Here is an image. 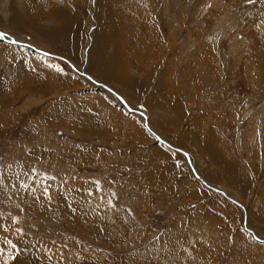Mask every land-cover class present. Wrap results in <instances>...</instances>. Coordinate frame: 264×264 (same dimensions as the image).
<instances>
[{
  "label": "rangeland",
  "instance_id": "rangeland-1",
  "mask_svg": "<svg viewBox=\"0 0 264 264\" xmlns=\"http://www.w3.org/2000/svg\"><path fill=\"white\" fill-rule=\"evenodd\" d=\"M54 1L44 0L46 8ZM67 1L69 43L63 51L36 44L39 32L9 31L0 9V33L76 69L0 42V264H264V242L245 231L244 212L195 180L183 157L159 143L138 115L77 73L130 107H144L146 94L128 89V77L126 84L110 86L95 76L93 51L104 47L127 74L143 78L148 95L161 87L168 103L178 102L180 119L173 128L160 124L165 137L150 127L188 152L204 181L240 203L247 227L264 239V3ZM53 9L38 10L43 26L54 28L47 21ZM128 91L136 102H128ZM100 108L133 118L147 138L138 148L156 150L149 160L163 167L168 188L185 180L196 185V197L173 200L178 195L169 193L157 201V186L128 183L140 174L107 163L109 157L115 166H128V147L84 135L95 126L109 127L95 122ZM187 128H195L200 143L209 138L211 171L221 165L222 176L205 179L197 166L199 149L171 144Z\"/></svg>",
  "mask_w": 264,
  "mask_h": 264
},
{
  "label": "crops",
  "instance_id": "crops-1",
  "mask_svg": "<svg viewBox=\"0 0 264 264\" xmlns=\"http://www.w3.org/2000/svg\"><path fill=\"white\" fill-rule=\"evenodd\" d=\"M51 7L54 8L53 13H50L49 15L52 18V20L49 18V16H47V21L50 22L49 25L53 24L54 28L43 26V24L46 23V20H44L45 16L41 14L42 12L39 13L40 10L41 11H45L47 9L49 10ZM45 8L46 5L44 3V0H40V1L39 0H0V9H3L4 12L3 21L7 23L6 26L8 27L9 31L11 30L16 35H21L20 33L22 32H28L33 34L39 32L40 35H36V38L33 39V41L36 42V44L39 43L43 46L50 47L52 49L53 48L59 49L63 51L64 48L68 47V43H69V33H68L69 3L67 0L66 1L57 0L52 2V5L50 4L46 9ZM36 11L38 13H36ZM6 14L9 16V21H6L4 19V16ZM41 34H43V37ZM76 39L78 40V42H81L82 37L77 35ZM93 52L94 54L92 56V62H94V64L97 65L96 66L97 72H95L96 73L95 76H98L99 78H101V80L107 82L109 85L111 84V81H113V85H119V86L121 83L126 84L127 81L128 80L130 81L131 79V81L126 84L129 87L128 89H132L133 91L136 90L137 94H141V95L146 94L144 107L140 106L138 108L141 109L143 108L146 110L148 114L147 121L149 122L150 126L154 130L159 132L162 136L165 137V135L167 134H164V129L162 131L161 125H164V127L166 125H169L170 128H173L174 126L173 122L180 119L179 107H177L178 102H173V104L168 103L169 101L168 99H166V97L167 98L169 97L164 95V91L162 90L161 87L154 88L151 96L148 95L146 84L142 82L143 78L141 76H138V74H136L137 75L136 76L132 74L130 75L128 73L129 74L128 75L126 70L124 69V63L122 65H119L115 63L116 61L114 59L113 60L111 59L114 58L115 56L113 55L114 53L110 52V50H106V49L104 50V47H102V49H96V50L94 49ZM98 53H100L101 55H99ZM122 59L123 58L121 56V60ZM111 64H113V66ZM125 93L126 95H128L129 103L136 102L135 95H133L134 93L132 95L130 91H128V93L127 92ZM100 109L98 110L99 113L94 115V118H96L95 122L99 120V123L104 122L109 127L108 128L103 127L105 129H102V126L99 125L98 128L100 131H98L97 129H95L96 127L95 126L92 128L94 129V131H91L89 133H84V135L88 139L90 137H94L95 139H99L100 142H108V144H111L113 146L123 144L126 147H128V156L127 155L125 156L126 158L128 157L127 158L128 166L125 161L124 162L126 166H115L113 165L112 159L109 161V157L107 161V163H110L114 168L117 169L128 168L134 170L136 175L140 174L137 177H132L133 179L131 181H128V183L131 184L132 182L135 186L141 184L157 186L155 189V192L157 194V201L159 200L164 201L169 199L170 198V196H168L169 193L178 195L176 197L175 196L172 197L173 200L175 198H179V199L181 198L183 200L190 201L191 199L196 197L195 192L198 191L196 185L193 183L185 182V180L183 182L181 181L177 189L168 188V186L171 185L170 184L171 179L162 176L164 174L163 167L161 165L160 167L159 165L157 167V165L155 166L151 164L153 161L149 160V158L150 157L152 158L154 154L156 155V150L154 148H149L148 150H143V148L141 150L140 148H138V145L141 142H144L145 139L147 138H145L142 130L140 129V126L133 118L128 117L126 114H121V112H119L114 108H112L114 110H110L109 113L102 111V109L101 110ZM93 123L94 122L90 123L89 126H91V124L92 126H94ZM89 126L86 128L87 130H91ZM178 133L181 135H178L175 138V141L171 140L172 142L171 144L174 145L178 144L182 146L181 148L183 147L190 148L195 151L199 149L198 150L199 154L196 160H197V166L199 167L198 170L201 173V176H203L207 180L213 181L214 178L221 175V173L223 175V171H221L222 169L221 165L217 164V167L215 168L216 172L211 171L210 163L211 161H213V154L211 149L206 147L207 143L210 142L209 138L208 139L205 138L203 142L200 143L198 139L196 140L195 128H187L182 132L179 130ZM198 145L201 147L199 148ZM100 152H101L100 154L102 155V153H105L106 151H100ZM125 157H123V159ZM155 167L157 168L158 174L160 175V176L157 175L156 178L153 177L154 171L156 170ZM142 174L145 175L146 178ZM151 192L154 193V191ZM179 195H183V197ZM159 204L160 203H158L157 205L159 206ZM233 239L234 240L232 241V243L238 242L237 238L236 239L233 238ZM239 239L241 238H238V240ZM251 245L254 246L253 244ZM262 250L264 251V249Z\"/></svg>",
  "mask_w": 264,
  "mask_h": 264
},
{
  "label": "bare ground",
  "instance_id": "bare-ground-1",
  "mask_svg": "<svg viewBox=\"0 0 264 264\" xmlns=\"http://www.w3.org/2000/svg\"><path fill=\"white\" fill-rule=\"evenodd\" d=\"M8 38V39H10V37H8V36H5L4 35V38ZM15 39H13V41H14ZM18 40V39H17ZM17 40H15V41H17ZM21 41V40H20ZM1 42V41H0ZM16 43H21V44H26V45H28L27 43H23V42H16ZM12 44V43H11ZM15 44V43H14ZM91 44V43H90ZM29 47H31L30 45H28V47L27 48H29ZM51 55V54H50ZM51 56H53V57H51V58H55V59H61V60H63V61H65L64 59H62V58H60V57H58V56H54V55H51ZM66 62V61H65ZM70 66H72L71 64H70ZM74 70H76L75 68H74ZM77 73L79 74V75H81V76H83V77H85L87 80H89L90 82H92V83H94V84H96L97 86H99V87H102V85L103 84H100L99 82H97L96 80H94L93 78H91L90 76H88V75H86L85 73H82V72H80V71H77ZM87 76H88V78H87ZM104 87H106L105 85H103ZM107 88V87H106ZM107 89H109V88H107ZM108 92H110L114 97H116L112 92H114L113 90H111V89H109V90H107ZM112 91V92H111ZM115 93V92H114ZM116 94V93H115ZM118 97H120L118 94H116ZM121 98V97H120ZM122 99V98H121ZM118 100V99H117ZM119 101V100H118ZM122 101H124L123 99H122ZM125 102V101H124ZM126 103V102H125ZM118 104L120 105L121 104V102L119 101L118 102ZM121 107H123V105L121 104L120 105ZM124 108V107H123ZM128 108H130L132 111H128V113L129 114H136L134 111H141V113L142 114H144L146 117H147V119H148V114H147V112L146 111H144V110H141V109H134V108H132V107H130L129 105H128ZM125 109V108H124ZM137 115V114H136ZM148 123V122H147ZM148 125V127L152 130V128L150 127V125H149V123L147 124ZM154 132V131H153ZM155 133V132H154ZM156 134V133H155ZM160 137V136H159ZM161 138V137H160ZM162 139V138H161ZM162 141H164L163 139H162ZM167 143V142H166ZM175 148V149H174ZM169 149H171V150H174V151H176L177 152V150H182V149H179V148H176V147H173V146H171L170 145V147H169ZM184 151V150H183ZM188 153V152H187ZM189 154V153H188ZM190 155V154H189ZM192 161V159H191V156H190V162ZM193 165V164H192ZM195 169V168H194ZM196 172V171H195ZM191 174V173H190ZM197 174V173H196ZM198 175V174H197ZM191 176H192V174H191ZM199 176V175H198ZM193 177V176H192ZM200 177V176H199ZM201 178V177H200ZM203 180V179H202ZM204 181V180H203ZM206 182V181H205ZM207 183V182H206ZM208 184V183H207ZM209 187L211 188V187H213V188H217V189H219L218 187H215V186H212V185H210L209 184ZM211 190V189H210ZM225 193V192H224ZM226 200H228L229 202H231V203H233V204H235L237 207H239L243 212H244V217L246 218V213H245V209H244V207L240 204V203H238L236 200H234L233 198H231L230 196H228L226 193H225V197H224ZM101 209V208H100ZM244 228L245 229H247V230H250L252 233H253V235L254 236H256L255 235V233L250 229V228H248L247 227V222L245 221V223H244ZM250 235H252V234H250ZM257 237V236H256ZM107 239V238H106ZM259 239H261V238H259ZM261 240H264V239H261Z\"/></svg>",
  "mask_w": 264,
  "mask_h": 264
},
{
  "label": "water",
  "instance_id": "water-1",
  "mask_svg": "<svg viewBox=\"0 0 264 264\" xmlns=\"http://www.w3.org/2000/svg\"><path fill=\"white\" fill-rule=\"evenodd\" d=\"M87 78H88V76H87ZM115 96H116V99H118L120 102H121V104L123 105V107L127 110V111H132L130 108H128V105L124 102V101H122V99L120 98V97H118L114 92H112ZM142 120H143V125H144V127H145V129L158 141V142H160L161 144H163L164 146H166V147H170V145L168 144V143H166L165 141H162V139L157 135V134H155L154 132H153V130H151L149 127H148V121H147V117L144 115V114H142L141 113V111L139 112V111H134ZM175 149V148H174ZM177 152L178 153H180L184 158H185V160H186V164H187V166H188V168H189V170H190V173L192 174V176L194 177V178H196L197 180H199L202 184H204L205 186H207V187H209V184H207L206 182H204L203 180H201V178L196 174V172L194 171V169H193V162L191 161L190 162V155L187 153V152H185V151H183V150H177ZM212 189H214L213 187H211Z\"/></svg>",
  "mask_w": 264,
  "mask_h": 264
},
{
  "label": "snow or ice",
  "instance_id": "snow-or-ice-1",
  "mask_svg": "<svg viewBox=\"0 0 264 264\" xmlns=\"http://www.w3.org/2000/svg\"><path fill=\"white\" fill-rule=\"evenodd\" d=\"M246 2L247 3H255V0H246ZM261 3H264V0H261ZM4 35H6V34L0 33V39H3ZM45 55H48V53H45ZM77 147H79V145H77ZM177 167H179V164H177ZM33 171H35V170H33ZM52 179H54V177H52ZM94 183L98 184L99 182L95 181ZM44 192H45V194H47V188L44 189ZM113 195H115V194H113ZM109 204H111V201H109ZM193 207H195V206L193 205ZM13 223H16L15 218H13ZM0 227H2V226H0ZM16 231H17V233H19L21 230L19 228H17ZM7 243L13 249V252H15L16 245L13 244L11 241H7ZM0 251H2V250H0ZM10 258L14 260L16 258V256L14 254H10ZM4 264H8V262L5 261Z\"/></svg>",
  "mask_w": 264,
  "mask_h": 264
}]
</instances>
